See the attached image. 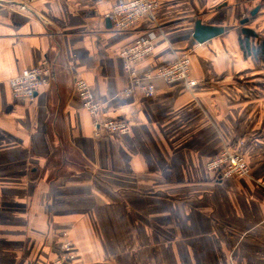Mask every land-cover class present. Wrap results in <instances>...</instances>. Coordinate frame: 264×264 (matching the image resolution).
<instances>
[{
	"label": "crops",
	"instance_id": "0c3cea01",
	"mask_svg": "<svg viewBox=\"0 0 264 264\" xmlns=\"http://www.w3.org/2000/svg\"><path fill=\"white\" fill-rule=\"evenodd\" d=\"M116 1L0 0V264H50L65 243L75 264H264V65L239 46L244 18L264 38V0H159L123 32ZM197 20L224 33L198 44ZM148 31L137 73L188 55L194 86L120 95L119 53ZM43 61L49 84L13 98L9 81ZM77 79L126 135L94 134ZM239 142L248 176L207 169Z\"/></svg>",
	"mask_w": 264,
	"mask_h": 264
},
{
	"label": "built area",
	"instance_id": "2783aa9c",
	"mask_svg": "<svg viewBox=\"0 0 264 264\" xmlns=\"http://www.w3.org/2000/svg\"><path fill=\"white\" fill-rule=\"evenodd\" d=\"M158 6L159 0H117L108 15V19L116 31H128L144 19L154 22L155 11ZM155 40V33L148 31L138 37L131 46L119 53L123 68L130 79V86L120 93L121 96H130L135 89L141 90L145 97L152 96L155 89L154 79H160L169 87L178 84H183L185 87L195 85V81L189 78L190 58L188 55L177 58L174 62L161 67L154 73L145 72L141 75L137 73L134 65L153 53ZM52 77L53 70L50 64L43 61L35 68L24 69L9 81L11 94L15 99L23 98L32 103L38 90L47 86ZM73 93L81 107L93 118L95 135L106 133L121 136L130 131V125L125 121L99 117L102 105L84 80H75ZM242 147V142H239L235 146L224 148L207 162V169L215 171L220 179L232 176H248L249 166L242 152ZM75 260L76 254L72 244L65 243L60 254L50 264H75ZM230 264H236V262L231 260Z\"/></svg>",
	"mask_w": 264,
	"mask_h": 264
},
{
	"label": "water",
	"instance_id": "95a60500",
	"mask_svg": "<svg viewBox=\"0 0 264 264\" xmlns=\"http://www.w3.org/2000/svg\"><path fill=\"white\" fill-rule=\"evenodd\" d=\"M257 9L255 8L250 12V15L253 17L256 13ZM248 19L244 18L240 20V33L243 36H248L251 38H257V34L250 28L246 27V24L248 23ZM224 33V28L222 27H215V26H207L201 24L199 20L195 22V28L192 35L193 40L198 43L202 44L210 39H213L217 36H220Z\"/></svg>",
	"mask_w": 264,
	"mask_h": 264
},
{
	"label": "trees",
	"instance_id": "16d2710c",
	"mask_svg": "<svg viewBox=\"0 0 264 264\" xmlns=\"http://www.w3.org/2000/svg\"><path fill=\"white\" fill-rule=\"evenodd\" d=\"M254 40V38L242 36L239 38L240 49L243 51L244 56L252 55L264 65V38L258 39L255 45L252 42Z\"/></svg>",
	"mask_w": 264,
	"mask_h": 264
},
{
	"label": "rangeland",
	"instance_id": "374dc122",
	"mask_svg": "<svg viewBox=\"0 0 264 264\" xmlns=\"http://www.w3.org/2000/svg\"><path fill=\"white\" fill-rule=\"evenodd\" d=\"M72 248H73V245H72Z\"/></svg>",
	"mask_w": 264,
	"mask_h": 264
}]
</instances>
